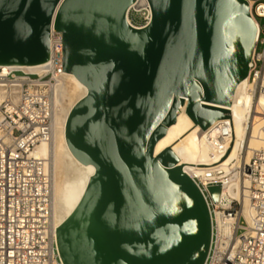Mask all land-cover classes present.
<instances>
[{"label":"water","instance_id":"95a60500","mask_svg":"<svg viewBox=\"0 0 264 264\" xmlns=\"http://www.w3.org/2000/svg\"><path fill=\"white\" fill-rule=\"evenodd\" d=\"M134 1L0 0V66L47 62L54 27L63 71L88 87L66 139L96 172L57 228L64 264H205L208 203L170 146L155 147L186 101L203 130L232 126L220 106L249 75L257 27L247 0H149L152 21L136 29L126 19ZM209 190L219 201L221 185Z\"/></svg>","mask_w":264,"mask_h":264},{"label":"built area","instance_id":"2783aa9c","mask_svg":"<svg viewBox=\"0 0 264 264\" xmlns=\"http://www.w3.org/2000/svg\"><path fill=\"white\" fill-rule=\"evenodd\" d=\"M247 1L253 2L250 13L257 27L249 80L255 94L264 97V24L260 20L264 16L257 12L264 0ZM126 19L136 29L147 27L152 21L149 1L135 0ZM44 64L40 73L0 71V88L5 87L3 92L0 89V264H64L53 224L54 172L48 157L38 154L41 144L53 140L57 108L65 100L62 90L69 86L63 71L61 32H51L50 59ZM14 84L20 86L17 100L12 97ZM230 135L225 128L219 150L226 147ZM260 138L264 140V122ZM234 174L238 192L249 201L250 214L247 218L241 201L233 200L227 214L238 217V222L232 225L225 243L219 236L216 201L209 190L218 182L194 179L213 221L212 245L205 264H264V149L255 150L249 162L239 161Z\"/></svg>","mask_w":264,"mask_h":264},{"label":"bare ground","instance_id":"6f19581e","mask_svg":"<svg viewBox=\"0 0 264 264\" xmlns=\"http://www.w3.org/2000/svg\"><path fill=\"white\" fill-rule=\"evenodd\" d=\"M252 3V1L249 3L250 10ZM257 12L264 16V2L260 3ZM52 31H54V27H52ZM44 67V63L1 65L0 71L23 70L40 73ZM66 73L69 86L62 90V99L65 100L64 102L61 100L57 108L53 140L38 147V154L48 157L50 167L54 172L53 224L56 238L57 228L76 209L86 192L91 176L96 172V167L93 164L85 165L75 157L66 139L69 115L76 104L88 94V87L74 73ZM19 88L18 84L11 86L14 100L19 98ZM0 89L3 92L5 87L1 85ZM203 103L209 104L205 101ZM186 107L187 101L177 115L175 123L167 127L166 134L157 142L155 154L158 155L170 146L178 156L180 165L185 164L182 167L191 178L199 177L204 183H208L209 179H215L221 183V186L222 183L224 184L221 199L215 202V205L219 236L221 242L225 243V237L229 235L232 225L238 222V217H230L227 214L233 200L241 201L243 213L249 218V201L242 192H238V181L234 174V168L239 161L249 162L255 150L264 149V140L260 138V128L264 122V97L255 94L254 84L251 83L248 75L238 84L230 106H220L230 110L232 126L230 118H224L216 120L204 130L200 125L195 124L186 113ZM225 128L231 131V135L226 141V147L219 150V145L224 142L222 134ZM230 147L228 155L219 162ZM214 163L217 164L212 165ZM209 174L212 175V178L208 177Z\"/></svg>","mask_w":264,"mask_h":264},{"label":"rangeland","instance_id":"374dc122","mask_svg":"<svg viewBox=\"0 0 264 264\" xmlns=\"http://www.w3.org/2000/svg\"><path fill=\"white\" fill-rule=\"evenodd\" d=\"M261 23L264 24V19H260ZM261 49V46L259 47Z\"/></svg>","mask_w":264,"mask_h":264}]
</instances>
